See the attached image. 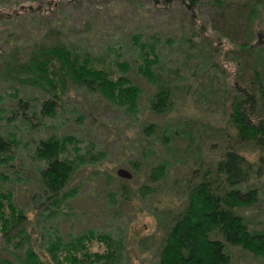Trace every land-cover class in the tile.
<instances>
[{
  "label": "rangeland",
  "instance_id": "rangeland-1",
  "mask_svg": "<svg viewBox=\"0 0 264 264\" xmlns=\"http://www.w3.org/2000/svg\"><path fill=\"white\" fill-rule=\"evenodd\" d=\"M9 1L0 0L1 12L19 7V4L9 6ZM262 1L263 5L257 6L250 18V32L253 30V33L248 40L254 46L249 55L258 58L263 66L264 41L255 43L258 34H262L261 39L264 40ZM24 2L25 6L29 3L27 0ZM39 4L43 9L36 13L26 12L24 15L25 11L18 9L16 17L10 19L5 16L4 21L1 20L0 50L5 54L14 50L16 56H22L34 40H41L45 34L56 35L64 43L75 40L72 41L74 44H80L94 53H102L107 47L118 48L119 53L131 60L128 76L141 88L139 109L132 114L108 103L96 93L90 95L70 89L57 115L43 117V125L35 129L22 126L17 156L7 173L10 178L5 186L12 190L13 200L26 213L25 232L28 239L20 241L17 236L3 249L6 243L0 236V253L11 264H22L19 257L24 247L31 245L46 260L47 254L41 251L39 244L45 242L47 231L67 239L94 230L112 237L113 248L117 252L116 264H154L161 236L164 235L165 219L185 205L181 184L186 177H190L192 169L189 165L197 156L202 157L204 162L214 161L218 156L224 139L221 135L226 130H223L224 109L229 106L222 91L235 93L233 83L244 84L236 71L239 70L238 62L249 63L248 56L245 54L242 58L238 46L219 31L211 28L200 31L197 26L201 24V16H197L196 24L189 26L187 17L177 5L166 10L154 8L153 0H84L76 4L65 0L60 13L59 10H50L45 1ZM183 30H186L184 35ZM133 34L142 35V40L155 34L165 42V47L161 49L160 66L171 71L168 72L170 87L175 86L177 90L171 97L170 111L165 115H155L147 109L146 96L154 86L137 72L133 60V57L136 58V46L130 37ZM182 36L188 44L180 40ZM237 56L239 61L235 59ZM2 64L0 57V67ZM186 73L193 74L190 85L186 81L188 79L185 80ZM1 80L2 74L0 107L6 108L10 104L7 95L11 88L7 89L8 82ZM29 91L35 96L40 90ZM146 120L164 125L161 129L164 131L160 130L153 136L146 135L141 126ZM6 123L0 117V124ZM176 128L192 131L194 149L191 152L192 146H189L186 158H183L186 155L181 149L190 140L181 135L173 137L172 131ZM52 132L78 137L79 153L82 154L75 160V171L61 205L36 195L39 193V179L28 155L34 139ZM165 137L169 139L167 147L160 141ZM244 153L249 159L256 157L253 147H246ZM130 161L137 165L132 166ZM162 164L165 174L150 178V170ZM119 167L127 169L131 176H118L116 170ZM262 207L264 204L244 211L250 228L264 229ZM88 246L91 251L106 249V244L96 239ZM263 261L264 258H256L250 252L236 248L230 264H264Z\"/></svg>",
  "mask_w": 264,
  "mask_h": 264
},
{
  "label": "trees",
  "instance_id": "trees-1",
  "mask_svg": "<svg viewBox=\"0 0 264 264\" xmlns=\"http://www.w3.org/2000/svg\"><path fill=\"white\" fill-rule=\"evenodd\" d=\"M27 1L29 3L25 6L24 0H10L9 6L19 4V7L7 12L0 11V22L4 21L5 16L11 19L19 15L18 9L25 11L24 15L42 10L41 1H45L50 10L61 13V4L65 0ZM67 1L76 4L84 0ZM261 1L153 0V7L157 9L171 10L172 6H179L189 26L196 24L197 16H201V24L197 26L200 31L204 28L219 31L238 46L242 58L246 54L249 60L244 64V61L238 62L236 75L243 79L244 84L235 81V93L225 91L222 86V96L229 101V106L224 109L223 130H226L221 135L224 139L218 156L214 161L204 162L202 157L195 155L196 159L189 165V169H192L190 177H186L181 184L185 205L165 219L164 235L161 236L154 264H230L236 248L250 252L256 258H264V229L250 228L244 214V211L264 204V65L259 64L255 56L249 55L254 46L248 40L253 33V30L250 32V18L263 5ZM185 32L183 30V35ZM130 37L136 46V58L133 57V60L137 72L154 86L146 96L147 109L152 114L165 115L170 111L171 97L177 92L175 86L170 87L168 72L171 71L160 66L161 49L165 47V42L155 34L148 36L147 40H142L139 34ZM182 38L180 40L187 43L188 40L184 36ZM175 40L179 41L178 38ZM72 41L64 43L56 35L45 34L41 40H34L22 52V56H16L14 50L8 54L0 50L3 59L1 81H7V89L11 88L7 95L9 106L0 107V117L7 122L0 124V128H3L0 130V236L6 243L3 249L17 236L20 241L28 239L25 232L26 213L13 200L12 190L5 186L10 178L7 173L17 156L22 126L35 129L43 125V117L57 115L70 89L90 95L96 93L108 103L132 114L139 109L141 88L128 76L131 60L119 53L118 48L107 47L102 53H94ZM239 58L237 56L235 59L239 61ZM184 75L190 85L193 74ZM31 89L40 91L33 96L29 91ZM141 126L148 136L155 135L164 127L154 120L143 121ZM172 132L173 137L181 135L190 140L181 149L186 155V150L193 145L192 131L176 128ZM160 141L167 147L168 137ZM78 142L79 138L73 134L56 132L39 136L31 142L28 155L39 179L38 198H47L61 205L60 202L65 199V189L75 171V160L82 156ZM249 146L256 151L255 159H249L244 153ZM191 149L193 152L194 147ZM130 162L132 166L137 165ZM164 167L163 164L154 166L150 170V178L162 177ZM46 233L45 242L39 246L47 254L48 260L41 258L36 249L27 245L19 257L22 264L117 263V252L109 234L87 230L63 239L53 236L50 231ZM93 239L104 242L106 249L102 252L89 250L88 243ZM0 264L11 262L0 253Z\"/></svg>",
  "mask_w": 264,
  "mask_h": 264
},
{
  "label": "water",
  "instance_id": "water-1",
  "mask_svg": "<svg viewBox=\"0 0 264 264\" xmlns=\"http://www.w3.org/2000/svg\"><path fill=\"white\" fill-rule=\"evenodd\" d=\"M261 37H262V34H258V38H257V40L255 41L256 44H258V43L264 41L263 39H261ZM116 173H117V175L120 176V177H126V178H128V177L131 176V173H130L127 169H125V168H123V167H119V168H117Z\"/></svg>",
  "mask_w": 264,
  "mask_h": 264
}]
</instances>
